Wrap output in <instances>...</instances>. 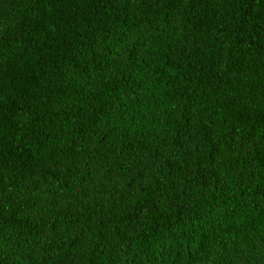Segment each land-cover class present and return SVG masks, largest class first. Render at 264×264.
<instances>
[{"label":"trees","instance_id":"1","mask_svg":"<svg viewBox=\"0 0 264 264\" xmlns=\"http://www.w3.org/2000/svg\"><path fill=\"white\" fill-rule=\"evenodd\" d=\"M0 264H264V0H0Z\"/></svg>","mask_w":264,"mask_h":264}]
</instances>
